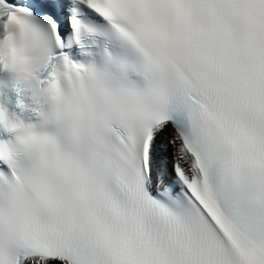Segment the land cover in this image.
Wrapping results in <instances>:
<instances>
[{"label":"snow or ice","instance_id":"6c2138e0","mask_svg":"<svg viewBox=\"0 0 264 264\" xmlns=\"http://www.w3.org/2000/svg\"><path fill=\"white\" fill-rule=\"evenodd\" d=\"M0 264H264V0H0Z\"/></svg>","mask_w":264,"mask_h":264}]
</instances>
